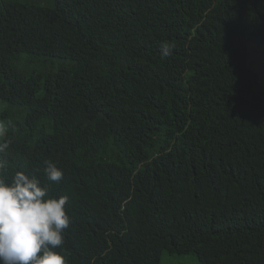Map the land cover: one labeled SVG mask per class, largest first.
Masks as SVG:
<instances>
[{
  "label": "trees",
  "instance_id": "1",
  "mask_svg": "<svg viewBox=\"0 0 264 264\" xmlns=\"http://www.w3.org/2000/svg\"><path fill=\"white\" fill-rule=\"evenodd\" d=\"M253 47L264 0H0V174L69 198L67 264H264Z\"/></svg>",
  "mask_w": 264,
  "mask_h": 264
},
{
  "label": "clouds",
  "instance_id": "2",
  "mask_svg": "<svg viewBox=\"0 0 264 264\" xmlns=\"http://www.w3.org/2000/svg\"><path fill=\"white\" fill-rule=\"evenodd\" d=\"M164 54L168 45L162 44ZM7 127L0 122V153L11 143ZM6 161L0 160V169ZM48 180L59 183L63 171L46 162ZM67 196L55 197L41 181L16 171L9 182L0 174V264H67V258L56 249L64 243V231L71 224Z\"/></svg>",
  "mask_w": 264,
  "mask_h": 264
},
{
  "label": "rangeland",
  "instance_id": "3",
  "mask_svg": "<svg viewBox=\"0 0 264 264\" xmlns=\"http://www.w3.org/2000/svg\"><path fill=\"white\" fill-rule=\"evenodd\" d=\"M251 48L252 55L257 57V64L254 67L259 72L261 85L264 87V54ZM162 264H200L198 257L189 254H169L164 253L162 256Z\"/></svg>",
  "mask_w": 264,
  "mask_h": 264
}]
</instances>
